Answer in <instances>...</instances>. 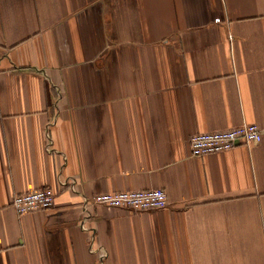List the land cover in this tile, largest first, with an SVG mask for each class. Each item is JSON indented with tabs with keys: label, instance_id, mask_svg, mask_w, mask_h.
<instances>
[{
	"label": "crops",
	"instance_id": "1",
	"mask_svg": "<svg viewBox=\"0 0 264 264\" xmlns=\"http://www.w3.org/2000/svg\"><path fill=\"white\" fill-rule=\"evenodd\" d=\"M256 144L191 157L241 124ZM48 187L19 215L13 195ZM160 188L163 209L94 205ZM0 264H264V0H0Z\"/></svg>",
	"mask_w": 264,
	"mask_h": 264
},
{
	"label": "built area",
	"instance_id": "2",
	"mask_svg": "<svg viewBox=\"0 0 264 264\" xmlns=\"http://www.w3.org/2000/svg\"><path fill=\"white\" fill-rule=\"evenodd\" d=\"M261 130L255 124H241L221 131L196 133L189 137L191 157H200L225 152L239 144L251 145L260 141ZM167 195L163 189L153 188L135 191L97 193L89 198L94 205L127 208L139 211L163 209L167 206ZM55 193L44 187L13 195L11 206L19 215L36 210H46L53 205ZM1 249V247H0Z\"/></svg>",
	"mask_w": 264,
	"mask_h": 264
}]
</instances>
